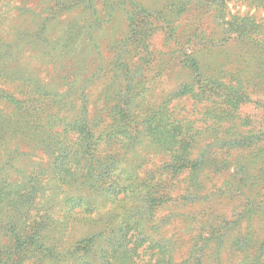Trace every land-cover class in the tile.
<instances>
[{"label":"trees","instance_id":"obj_1","mask_svg":"<svg viewBox=\"0 0 264 264\" xmlns=\"http://www.w3.org/2000/svg\"><path fill=\"white\" fill-rule=\"evenodd\" d=\"M80 1L87 4L91 22L84 29L78 19L64 17ZM226 2L215 3L221 15ZM94 6V0H42L37 8L33 0H21L12 37L0 38V148L15 136L27 135L54 155L48 189L40 183L35 165L14 164L28 154L24 150L17 147L0 158V264H264V129H255L241 114L243 106H261L264 101L253 98V90L237 76L227 81L206 76L192 54L183 59L190 77L174 96L157 95L152 86L129 93L120 77L132 81L133 65H121L120 54L113 58L115 67L104 62L95 38L100 19L95 18ZM134 7L127 12L133 54L149 62L156 23L161 22L170 37L175 28L161 12ZM253 26L250 16H236L226 32L245 39ZM79 39L84 42V60L76 67L90 69L80 89L114 72L102 96L117 94V103L111 106L112 113H120L117 132L113 126L99 132V123L89 116L85 93L78 89L64 95L37 84L29 68L24 71L16 64L28 45L47 70L59 57L57 44L69 47ZM128 42L122 40L117 48ZM189 98L200 110L176 112V104ZM135 99L143 102L141 108ZM113 141L123 152L109 153ZM151 151L159 155L155 166L147 160ZM222 168L232 172L217 188L210 174ZM11 171L21 179L15 188ZM181 181L185 185L180 192ZM218 192L227 199L240 198V204L235 198L232 206L227 205L230 212L206 220L200 209ZM195 204L200 207L196 216H190L194 239L186 257L176 262V249L170 248L171 238L163 227ZM56 207L66 222H83L92 232L65 240L68 227L59 221ZM99 209L106 212L96 220L93 215L100 214Z\"/></svg>","mask_w":264,"mask_h":264},{"label":"rangeland","instance_id":"obj_2","mask_svg":"<svg viewBox=\"0 0 264 264\" xmlns=\"http://www.w3.org/2000/svg\"><path fill=\"white\" fill-rule=\"evenodd\" d=\"M33 1L37 8L42 6V0ZM20 2L21 0H0V38L8 39L12 37L15 31L14 26L19 22L17 20V8ZM94 2V7L97 8V17L95 18L100 19V24L95 26V38L104 62L106 64L111 62L112 65L109 66L111 68L115 67L113 58L120 54L123 55L121 65L124 62H130L133 65L131 70H133L134 79L132 81L123 82L122 77H120V84H123L129 93L132 92L133 95H136L139 91L152 86V92L157 95L162 96L161 93H164L165 96H174L180 84L190 77L186 67H183V59L190 58L187 56L192 54L198 58L204 73L207 74L206 76L212 78L223 77L225 81L237 76L245 84H248V88L253 90V98L264 101V2L227 0L226 8H224L225 15H221L218 6L215 4L217 0H94ZM133 3L145 10L152 9L156 15L162 13L161 16L166 17L175 28V36L170 37L166 31L161 29V22L156 23L157 29L151 33L149 40V49L151 50V56L149 57L151 60L149 62H145L140 54L136 57L133 54L132 32L129 34L127 16L129 9L135 8ZM85 5H87L85 2L80 1L64 17L68 16L70 20L78 19L79 25L84 29L91 23L88 20V9L84 8ZM236 16H250L254 24L253 32L248 34L245 39L237 38L238 35L226 32L229 23L234 22ZM56 32L57 30H53L52 35ZM230 36L235 37V40L232 41ZM125 39L126 43L129 40L127 46L125 44V47L117 48L118 43ZM57 45V51L60 53L59 57L54 60L55 64H51L47 70L38 61L40 57L32 49L29 51L28 45L25 46L26 49L20 52L19 62L16 61V64L24 71L29 68L33 75L31 77L37 84L41 83L48 86V88H54L55 91L64 95L75 94L74 92L78 89V91L85 93L89 116L99 123V132H108L111 126L117 132L119 129L116 125L121 122L118 116L120 113L119 110L113 111L116 115L114 116L111 111V106L115 107L117 103V94L111 93L108 98L102 96L106 91L109 76L114 72L109 73L107 76L100 75L97 80L88 84V89L82 90L80 89L82 80L90 73V69L85 70L83 67H76L77 63H82L84 60L83 40L79 39L69 47L65 46L64 43ZM184 50H187L186 53ZM225 60L227 61L226 65H224ZM55 67L58 69H55ZM228 71L233 72V74ZM0 86H3V84H0ZM114 89L117 88L114 87L112 91ZM134 102H138L140 108L143 105V102L138 101V99H135ZM134 102L132 101L133 104ZM1 104L0 107H3V103ZM262 105L264 106L262 103L261 106L249 103L241 109V114L248 116L252 120V127L257 130L264 129V107ZM194 107L196 110L201 108L193 99H182L176 104V112L182 114L186 112L185 114H187ZM5 111L9 112L6 108ZM196 117H199V115ZM111 139L109 138V142L112 141ZM17 147L28 154L16 158L14 164L20 167H23L24 164L27 167L35 165L40 183L43 188L48 189L51 182L47 178L51 174L50 167L54 155H51V151L39 145L36 138L23 135L15 136L10 142L3 143L0 148V158H4L7 152ZM108 151L111 155H115L123 152V149L119 146V142L113 141ZM158 159L159 155L156 156L152 151L147 156V160L155 162L154 166L158 163ZM262 161H264V156H262ZM124 164L129 165L126 160ZM14 171H11L13 174V178H11L12 188H15L16 182L21 180ZM231 172L232 170L227 168H222L218 172H211L210 182L213 183L214 187L219 188ZM183 182L181 181L180 186L177 188V190L181 188L180 192L185 185ZM196 186L194 185V187ZM235 198L227 199L225 195L218 192L204 202V207L200 209V213L206 220H211L223 213L225 215L232 208H228L227 205L232 206L235 203ZM236 200L240 204L238 202L240 198L237 197ZM40 206L42 207L41 201ZM198 207L200 206L195 204L188 209H183L182 214L171 217L172 219L163 227L164 230H167L165 236L171 238L170 248L176 249L174 251L176 262H180L186 257V252L193 242L195 231L192 229L195 227L190 224V221H192L190 216H196L195 210ZM55 209L61 224L68 227L65 240H74L76 237L85 236L92 232V229L87 225L85 226L83 222L74 223L72 219L66 222L62 211L57 207ZM99 211L100 214L93 215L96 220L106 212L103 209H99ZM262 225L264 228V220ZM263 228L261 233L264 234ZM148 257L149 255H145L144 260H147Z\"/></svg>","mask_w":264,"mask_h":264}]
</instances>
